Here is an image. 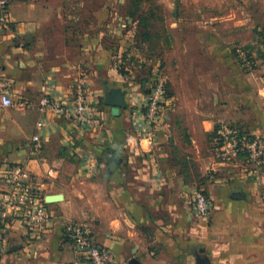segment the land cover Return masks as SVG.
Returning <instances> with one entry per match:
<instances>
[{"label":"crops","instance_id":"obj_1","mask_svg":"<svg viewBox=\"0 0 264 264\" xmlns=\"http://www.w3.org/2000/svg\"><path fill=\"white\" fill-rule=\"evenodd\" d=\"M9 1L0 75L12 79L15 96L38 101L45 87L55 99L68 98L83 69L104 125L86 130L49 110L0 105V191L4 167L25 164L44 181L54 217L46 231L14 217L1 225V264H73L63 227L70 220L87 223L118 264H199V257L204 264H264L261 182L244 156L223 162L211 152L222 123L264 134V82L224 61L219 40L207 59L175 41L163 63L172 97L150 127L143 108L149 81L121 58L126 17L111 10L112 0ZM113 89L124 93L126 107L106 102ZM171 145L188 156L191 181L173 164ZM196 190L213 202L207 218L194 210Z\"/></svg>","mask_w":264,"mask_h":264},{"label":"built area","instance_id":"obj_2","mask_svg":"<svg viewBox=\"0 0 264 264\" xmlns=\"http://www.w3.org/2000/svg\"><path fill=\"white\" fill-rule=\"evenodd\" d=\"M10 1L0 0V23L10 26L8 16ZM236 53L243 67L253 71L255 62L244 47H237ZM76 79L72 94L65 99H55L42 88L38 101L28 98L18 99L13 91L12 79L0 75V105L51 111L65 122L86 129L103 127L100 112L89 96L88 83L84 70ZM148 92L143 104L144 118L153 127L161 117L167 98L165 79L162 77L148 82ZM42 143L36 140L34 147L40 150ZM211 152L218 161L227 162L242 155L250 167V173L261 182L264 201V134L254 133L237 123H222L212 137ZM5 187L0 191V227L11 217L32 229L46 231L53 226L54 217L46 207L42 196L44 181L31 172L25 164L6 165L3 170ZM193 206L199 217L207 218L213 209L212 200L202 191L196 190L192 196ZM64 235L74 252L73 264H118L115 253L95 242L91 237L90 226L79 220L64 223ZM4 245L0 242V264L3 260Z\"/></svg>","mask_w":264,"mask_h":264},{"label":"rangeland","instance_id":"obj_3","mask_svg":"<svg viewBox=\"0 0 264 264\" xmlns=\"http://www.w3.org/2000/svg\"><path fill=\"white\" fill-rule=\"evenodd\" d=\"M112 1L111 10L126 17L121 58L141 79H165L164 57L175 41L188 42L205 59L210 57L209 45L219 40L224 61H236L240 75L264 82V58L256 53L258 47L264 52V0H139L138 6L133 0ZM237 47L252 51L253 71L243 67Z\"/></svg>","mask_w":264,"mask_h":264},{"label":"trees","instance_id":"obj_4","mask_svg":"<svg viewBox=\"0 0 264 264\" xmlns=\"http://www.w3.org/2000/svg\"><path fill=\"white\" fill-rule=\"evenodd\" d=\"M137 1H139V0H133V2L135 3L136 6L139 5L137 3ZM136 14H137L136 12H131L130 16L131 17H135ZM141 20H143V19H141ZM248 53H249V56L251 58H253L252 60L255 61L256 58L252 57V55H253L252 51H248ZM256 53H257V56L259 58H262V59L264 58V52H263L262 48L258 47ZM122 72H124V70H122ZM141 81L142 82L143 81H147L148 82V79L147 78H142ZM147 92H148V90H147ZM166 95H167V98H171L172 97V92L168 91V89H167ZM170 150H171V159H172L173 164L180 168L181 174H183V176H185L186 182L191 181L190 178L192 176V173L190 171V163H189V160H188V156L179 147H177L176 145H171L170 146Z\"/></svg>","mask_w":264,"mask_h":264},{"label":"water","instance_id":"obj_5","mask_svg":"<svg viewBox=\"0 0 264 264\" xmlns=\"http://www.w3.org/2000/svg\"><path fill=\"white\" fill-rule=\"evenodd\" d=\"M106 102L110 105L114 106H119V107H126L127 103L124 98V93L120 89H113L106 98ZM112 165H115V163H111ZM242 194H235L236 198L242 197ZM59 197L58 196H50L48 197V200H57ZM133 263V262H132ZM198 263L199 264H204V261L199 257L198 258Z\"/></svg>","mask_w":264,"mask_h":264}]
</instances>
